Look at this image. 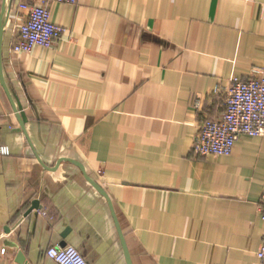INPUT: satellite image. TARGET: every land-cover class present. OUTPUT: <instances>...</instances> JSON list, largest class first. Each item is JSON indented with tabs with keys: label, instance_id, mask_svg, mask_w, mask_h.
Instances as JSON below:
<instances>
[{
	"label": "crops",
	"instance_id": "1",
	"mask_svg": "<svg viewBox=\"0 0 264 264\" xmlns=\"http://www.w3.org/2000/svg\"><path fill=\"white\" fill-rule=\"evenodd\" d=\"M42 2L0 0L24 122L0 83V264H57L51 245L89 264H257L264 136L240 135L229 156L192 142L230 78L264 68V0L48 1L66 34L12 52L20 4Z\"/></svg>",
	"mask_w": 264,
	"mask_h": 264
},
{
	"label": "built area",
	"instance_id": "2",
	"mask_svg": "<svg viewBox=\"0 0 264 264\" xmlns=\"http://www.w3.org/2000/svg\"><path fill=\"white\" fill-rule=\"evenodd\" d=\"M48 1L76 4L78 0H43L41 5L20 4L26 12L17 25L16 40L11 46L15 53H29L34 47H50L67 29L50 20ZM198 108V102L194 103ZM242 134L264 136V68H256L248 78L234 75L226 88L224 111L217 118L204 119L197 128L192 150L200 156H229ZM9 148L0 144V155H9ZM258 214L264 224V189L261 192ZM5 249L1 250L3 254ZM44 255L57 264H89L73 246L51 245ZM257 264H264V230L261 247L256 253Z\"/></svg>",
	"mask_w": 264,
	"mask_h": 264
},
{
	"label": "water",
	"instance_id": "3",
	"mask_svg": "<svg viewBox=\"0 0 264 264\" xmlns=\"http://www.w3.org/2000/svg\"><path fill=\"white\" fill-rule=\"evenodd\" d=\"M5 1L6 0H4V3H5ZM4 4H3V6H2V9H1V13H0V43H1V36H2V29H3V23H4V20H3V14H4V12H5V9H4ZM1 46V45H0ZM0 83H1V85H2V87H3V89L5 90V94H6V96H7V98H8V100L10 101V104H11V106H12V109H13V111H14V113L16 114V117L18 118V120H19V123H20V125H21V127L23 128L24 127V122H23V119H22V114L19 112V109L14 105V102L12 101V97H11V95H10V92L8 91V89H7V86H6V84H5V82H4V78H3V75H2V69H1V61H0ZM66 160H68V159H66ZM60 161L61 160H59L57 163H56V165L57 164H59L60 163ZM69 161H71L73 164H75L82 172H83V174L87 177V179H88V181L100 192V193H102L103 195H105L106 196V194H105V192L91 179V178H89L88 176H87V174H86V172H85V169H84V166L81 164V163H79V162H77V161H72V160H69ZM36 205H37V202H34L33 203V206L34 207H36ZM126 257H127V254H126ZM128 258V257H127ZM128 264H129V262H128Z\"/></svg>",
	"mask_w": 264,
	"mask_h": 264
}]
</instances>
